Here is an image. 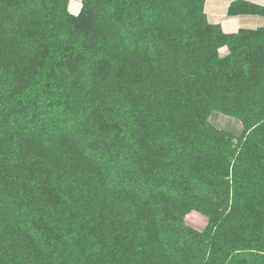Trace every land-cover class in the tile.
<instances>
[{
	"label": "trees",
	"instance_id": "trees-1",
	"mask_svg": "<svg viewBox=\"0 0 264 264\" xmlns=\"http://www.w3.org/2000/svg\"><path fill=\"white\" fill-rule=\"evenodd\" d=\"M71 1L0 0V264H264V27Z\"/></svg>",
	"mask_w": 264,
	"mask_h": 264
},
{
	"label": "crops",
	"instance_id": "crops-1",
	"mask_svg": "<svg viewBox=\"0 0 264 264\" xmlns=\"http://www.w3.org/2000/svg\"><path fill=\"white\" fill-rule=\"evenodd\" d=\"M74 1L80 4L79 0H72L70 3V11L74 14H78L80 12V7L79 6L73 7L72 3ZM235 1H238V0H221V2H218V0H207L206 12L209 17V20L214 24H219V23L213 22L209 16L211 15V12H210L211 9L215 11V9L218 8L220 9L219 13H221V15L224 12L225 15H227L229 18H233L234 20H236L235 22L238 25L237 32L240 29H256L259 27H264V18H261L258 16H229L228 14L229 9ZM243 1L250 2V3L264 7V0H243ZM72 7H73V11H72ZM221 10H223V12H221ZM215 14H216V11L214 13V16Z\"/></svg>",
	"mask_w": 264,
	"mask_h": 264
},
{
	"label": "rangeland",
	"instance_id": "rangeland-1",
	"mask_svg": "<svg viewBox=\"0 0 264 264\" xmlns=\"http://www.w3.org/2000/svg\"><path fill=\"white\" fill-rule=\"evenodd\" d=\"M218 2H221V0H218ZM73 7L75 6H79L81 9V5L74 1L72 3ZM73 7H72V11H73ZM216 11V14L214 16V13ZM215 11L213 9L210 10L211 15L210 18L213 22L219 23L223 30L228 32V33H235L238 30V25L236 24V20H234L233 18H229L227 15H225V13L223 12V10H221L222 15L220 12V9L216 8ZM223 52L225 53V51L223 50ZM187 223L192 226L195 227L199 230L204 229L205 225H206V219L205 217H203L202 215L198 214V213H193L191 215H189L187 217Z\"/></svg>",
	"mask_w": 264,
	"mask_h": 264
}]
</instances>
